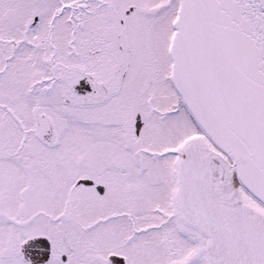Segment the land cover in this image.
<instances>
[{
	"label": "snow or ice",
	"instance_id": "6c2138e0",
	"mask_svg": "<svg viewBox=\"0 0 264 264\" xmlns=\"http://www.w3.org/2000/svg\"><path fill=\"white\" fill-rule=\"evenodd\" d=\"M0 264H264V0H0Z\"/></svg>",
	"mask_w": 264,
	"mask_h": 264
}]
</instances>
